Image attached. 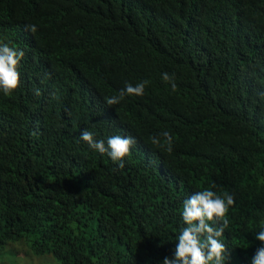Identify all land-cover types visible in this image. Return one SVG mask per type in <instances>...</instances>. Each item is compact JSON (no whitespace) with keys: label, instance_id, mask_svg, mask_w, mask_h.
<instances>
[{"label":"trees","instance_id":"1","mask_svg":"<svg viewBox=\"0 0 264 264\" xmlns=\"http://www.w3.org/2000/svg\"><path fill=\"white\" fill-rule=\"evenodd\" d=\"M5 43L24 56L0 92L1 257L163 264L208 189L234 198L218 239L243 264L264 223V0H0ZM85 129L133 137L124 167Z\"/></svg>","mask_w":264,"mask_h":264},{"label":"clouds","instance_id":"2","mask_svg":"<svg viewBox=\"0 0 264 264\" xmlns=\"http://www.w3.org/2000/svg\"><path fill=\"white\" fill-rule=\"evenodd\" d=\"M26 30L35 33L37 27L27 25ZM23 56V51L15 50L6 43L0 44V92L6 96L11 95L19 86L18 65ZM162 79L170 83L173 89L176 88L174 74L170 76L168 73H163ZM145 84L146 82H142L135 87L126 84L125 88L120 90L119 96L106 98V103L110 106L118 104L126 95L142 96ZM36 94L39 95V90H36ZM162 135L168 142V151H171V135L168 132H163ZM80 139L91 149L102 155L107 154L112 161L119 162L120 168L124 167L123 158L129 154L131 146L135 144L133 137L120 135L108 137L105 144L104 140L96 141L93 133L86 129L81 132ZM152 143L159 144L160 141L153 137ZM233 204L232 195L225 194V197L221 198L208 189L198 191L185 200L182 219L187 227L179 233L173 257H165L163 264H224L226 249L218 238L228 227L225 216ZM209 222L218 224L219 227L210 226ZM254 243L245 256L243 264H264V223L256 231Z\"/></svg>","mask_w":264,"mask_h":264},{"label":"rangeland","instance_id":"3","mask_svg":"<svg viewBox=\"0 0 264 264\" xmlns=\"http://www.w3.org/2000/svg\"><path fill=\"white\" fill-rule=\"evenodd\" d=\"M31 257L34 259H36V261L39 263V264H54L52 262H50L46 257H48V255H44V256H40V257H37V256H34L31 254ZM52 259V258H51ZM10 261H12V258L10 259ZM9 259L7 256H0V264H12V262L10 263ZM53 261V260H52ZM18 264H31V259L28 258V257H25L24 260L21 261V263H18Z\"/></svg>","mask_w":264,"mask_h":264}]
</instances>
